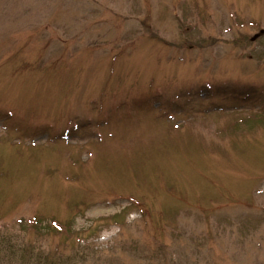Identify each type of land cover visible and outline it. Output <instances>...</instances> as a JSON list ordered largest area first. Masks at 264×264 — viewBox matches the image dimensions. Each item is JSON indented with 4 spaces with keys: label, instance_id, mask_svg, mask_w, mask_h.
<instances>
[{
    "label": "rangeland",
    "instance_id": "obj_1",
    "mask_svg": "<svg viewBox=\"0 0 264 264\" xmlns=\"http://www.w3.org/2000/svg\"><path fill=\"white\" fill-rule=\"evenodd\" d=\"M14 239L32 264H264V0H0Z\"/></svg>",
    "mask_w": 264,
    "mask_h": 264
},
{
    "label": "trees",
    "instance_id": "obj_2",
    "mask_svg": "<svg viewBox=\"0 0 264 264\" xmlns=\"http://www.w3.org/2000/svg\"><path fill=\"white\" fill-rule=\"evenodd\" d=\"M15 239L12 241L1 240L0 241V262L6 260V264H32L31 262V253L34 254L27 245H21L20 242ZM35 260L36 256L34 257ZM60 261V259H59ZM35 262V261H34ZM39 262V261H38ZM57 264L54 260L52 261ZM65 262V261H63ZM41 264H46L41 263ZM61 264V263H60ZM64 264V263H62ZM65 264H71V262H65Z\"/></svg>",
    "mask_w": 264,
    "mask_h": 264
}]
</instances>
